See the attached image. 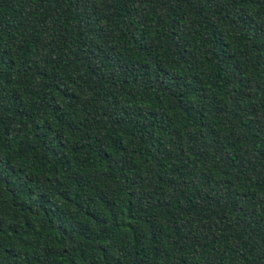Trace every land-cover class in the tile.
Segmentation results:
<instances>
[{
    "label": "trees",
    "instance_id": "obj_1",
    "mask_svg": "<svg viewBox=\"0 0 264 264\" xmlns=\"http://www.w3.org/2000/svg\"><path fill=\"white\" fill-rule=\"evenodd\" d=\"M0 264H264V0H0Z\"/></svg>",
    "mask_w": 264,
    "mask_h": 264
}]
</instances>
